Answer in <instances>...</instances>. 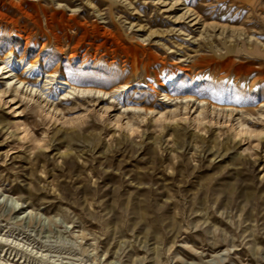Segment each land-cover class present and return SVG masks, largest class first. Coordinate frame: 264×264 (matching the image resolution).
Wrapping results in <instances>:
<instances>
[{"label":"rangeland","instance_id":"1","mask_svg":"<svg viewBox=\"0 0 264 264\" xmlns=\"http://www.w3.org/2000/svg\"><path fill=\"white\" fill-rule=\"evenodd\" d=\"M6 56L0 264H264V0H0Z\"/></svg>","mask_w":264,"mask_h":264},{"label":"bare ground","instance_id":"2","mask_svg":"<svg viewBox=\"0 0 264 264\" xmlns=\"http://www.w3.org/2000/svg\"><path fill=\"white\" fill-rule=\"evenodd\" d=\"M9 58H10V56H6L5 58H1L0 57V72L2 74H5L4 75V78L7 79L6 82H7L8 85H10L14 81L16 84L18 83V84L24 85V86L25 85H28V87H29V84L31 82H33L35 84L38 80H42L44 77H46V80L44 81V84H43L44 85L43 86L44 87L43 89H47V88L50 87V82L49 81H51V79H53L51 77L52 75H46V76H44L41 72H35L34 73V76L35 77L26 76L24 74V72L26 70H24L23 72H20V71H14V68H9V66H10L8 64ZM4 68H6V69L8 68V69L5 70V71H3ZM59 83H60L61 88L63 90L61 93L64 94V95L86 94V93H92L94 91L95 92H98V93L102 92L101 90H93L91 88L73 85L71 82H69L68 80H66L65 77ZM51 84H52V82H51ZM32 88H34V86H32ZM15 89H17L16 86H15ZM43 89H41V92H42ZM166 96H167V94H166Z\"/></svg>","mask_w":264,"mask_h":264}]
</instances>
